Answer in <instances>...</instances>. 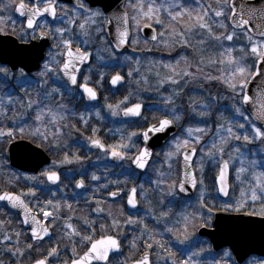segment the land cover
<instances>
[{
    "label": "flooded vegetation",
    "instance_id": "1",
    "mask_svg": "<svg viewBox=\"0 0 264 264\" xmlns=\"http://www.w3.org/2000/svg\"><path fill=\"white\" fill-rule=\"evenodd\" d=\"M19 2L20 0H14L12 7H6L5 11L0 13V17H2V20H0V28L3 29L0 31V34L12 36L16 38L19 43L30 44L35 40L32 38L33 31H35L36 36H39L40 32L44 31L47 34L45 37L48 38L49 44L46 46L44 59L37 70L27 71L21 67L11 70L9 66L0 63V68L7 70L6 72H0V96H9L12 99V103L9 104V106L6 107L5 105L3 107L7 115H0V130L13 132V137L11 139L7 136L0 137V155H4V158L8 163L7 166L5 164L6 171L0 173V180L2 178V180H5L6 178L11 177L8 183L10 185L9 189L13 191H3L0 192V195L7 192L20 196L27 204L28 209H30V211L33 212L42 222L45 220L41 212L42 209L47 206V202L50 198H52V201H57V198H60L61 200L65 198L66 201L75 203L79 208H82L85 211L81 216L59 217L62 220L72 218V223L77 231H79L81 235H91L92 242L103 239L107 235H117L116 229L108 227L112 223L110 219L111 208L114 205V209L116 210V216L114 219L122 225L119 232L127 231V227L124 228L127 218L134 214H139L142 210L137 185L139 184L140 178L143 177V174L134 169L131 159V157H134L137 154L138 150L144 147L142 133L161 119L169 118L174 120L173 124L177 133L169 138L162 147L154 150L151 161L152 163L153 161L158 160L165 164L166 160H164L162 155H167L169 153L166 152V150L170 143L182 133V126H187V128L206 127L208 120L199 119L195 116L196 112L200 109H195V112H192L191 110V108H193V102L195 101V103H197V99H194L193 95L198 92L199 88L188 89L186 93L184 89L179 88V97H177L173 103L169 104L165 101L164 88L158 85V80L167 72L157 71L161 74L159 77L156 75L157 72L153 73V79H156V87L151 90H144L143 88V72H141L139 75L140 77H138L141 79H138L139 81L131 86L128 78V66L124 63V60L129 58L128 55H120L115 52L112 44L106 36V15L101 8H92L86 0H56L57 17L55 19L49 15L39 17L36 20L38 27L35 29L27 28L26 16L20 15V13L15 10V6L18 5ZM24 2L30 5L32 4V0H24ZM80 3L84 5L83 8H80ZM7 4L8 0H0V7H4ZM87 10L93 12L98 10L104 15L98 19L96 18L94 24H89L88 34L84 35L78 27V24L87 19ZM127 10L129 9L127 8ZM65 11L78 12L77 15L73 14L71 16L70 20L78 17L77 23L76 25H71V32H66L65 38L72 40L73 49L79 47L82 51L86 50L91 53L89 62L80 67L77 76V85L75 86L71 85L62 73H49L45 77H41L40 75L44 70V64L50 63L53 57L60 61L65 59L64 56L56 55L58 52H63L65 50L59 46V41H57L58 35L55 33V29L57 28H69L64 27L63 23V14ZM97 22H99V24H97ZM152 27L156 29L157 36L159 37V27L155 25V23H152ZM100 28L103 30L99 31L98 29ZM139 39L140 41H137V37H135L131 43V48L136 53V59L142 58V51L134 49L133 45L139 48H144L146 46L144 42L145 40L143 41L141 38ZM166 44L176 47L175 41H169V43ZM117 74L124 77L123 84L118 87H113L111 79ZM19 76H23L25 79L23 87L15 83ZM85 78H87L89 87L94 88L97 92L96 100H88L83 89L79 87V85L84 82ZM53 89H59V92H54ZM141 90L145 91L143 92V98L137 94ZM193 90H195L194 93ZM45 93H51L46 100L44 99ZM131 96L132 103H129V97ZM29 99L34 101L33 107L30 109L26 106H22L25 101ZM37 100L40 101L39 105L35 103ZM137 103L142 105L141 115L127 118V116L124 115V110L129 107H134ZM61 104L64 105L63 109H59L58 107ZM108 105H112V108L110 109ZM42 107H50L54 111H60L64 116V119L59 120L57 125L48 123V117H45L44 123L48 129V140H41L34 135L35 128L41 123L35 118L36 112ZM113 111L117 114L113 115ZM97 112L99 113V116L96 115ZM177 115L180 116L178 121L174 119ZM81 116L87 120V124L81 120ZM21 127L25 129L23 134L19 132ZM41 130L43 131V128ZM129 130L137 133V137L134 141V149L130 151L125 149L129 158L124 159L121 163L112 162L110 154L105 153L100 148L92 146L91 141L93 139H99L107 148L122 143L127 145ZM53 132L57 133L55 142L49 144V141L54 140L52 135ZM205 134L206 133H198V136H201V139L204 140L206 139ZM16 141H26L35 146L43 154L47 155L51 159V162L43 165L39 172L35 174L22 172L11 167L6 155L9 146ZM194 146L197 149L195 157L196 161V158L200 153V148L196 145ZM117 150L119 151L121 149L117 148ZM65 156L71 161L70 163L63 162ZM77 156L80 158L79 160L75 159ZM101 158L104 159L103 163H96L97 159ZM181 158L182 156L179 155L175 161L176 163H174L175 179L178 178V180L181 170ZM4 169L5 167L2 170ZM194 169L199 181L195 162ZM48 171H56L59 174L60 180L57 185H51L48 182L47 176L44 175V173ZM132 171H135V173L139 175L137 180H135L134 177L130 179L128 178L129 175L131 176ZM94 173L99 176H107V174H109L110 177L107 179L103 178L100 182H93L91 175ZM68 174L72 175L70 179L65 178ZM80 180L84 181V187L81 189L76 187V184ZM211 181L215 185V177H212ZM129 183L132 184L129 185ZM105 185H108L107 192L103 189ZM133 187L137 189L138 200V210L135 213L129 212L127 206L129 197L128 192ZM56 188L57 190L63 189L66 194H62L63 196L60 194L52 196L49 190L52 191ZM75 189L78 191H89L90 197L92 196V202L87 203L86 201L84 202L71 198L69 193ZM198 189L195 196L182 198L185 204L189 205L195 201ZM97 191L102 193L95 194ZM113 191L121 193L120 196L114 200L110 195V192ZM224 201L225 200L217 198L215 202L221 209L214 210L211 214L207 212L206 208H203L205 211V215H203L204 218L207 219L209 215L211 216L207 226L203 227H212L215 213L224 210V208L221 207V204L224 203ZM204 204L208 205L206 201ZM208 206L212 208V206H215V203L214 205ZM191 207L192 205L188 206V211H190ZM98 208L101 209V211H97ZM227 211L235 212L233 210ZM250 211L254 212L252 210ZM0 212L3 214L9 213L12 218L18 219L23 227L21 218L9 209L7 203L0 202ZM85 221H89L91 227L89 224H86L88 227L86 228ZM202 221L204 222V219H202ZM101 225H105L106 227L101 228ZM47 226L52 230V233L57 236L59 242L58 245L59 248H61L59 251H66L68 253L71 246H73V240L71 241L68 239L66 232H62L61 234L56 233L55 229L50 226L49 222ZM113 230H115V234H113ZM13 232L14 230L12 233ZM0 234L2 236H8L6 234L3 235L1 232ZM27 234L30 238V233L28 231ZM62 240L67 243V247ZM120 242L123 247L122 252H124V243H122V240H120ZM51 245L53 244H50L49 246ZM75 245L76 250L79 252L81 249L83 250V248H78L76 241ZM88 247H90L89 243L86 248L84 247V250L86 251ZM1 251H4V249H1ZM7 251L8 250H5L1 254L5 255L4 253H7ZM120 258L122 259L121 264H123L125 258L122 254L120 255ZM116 260H118V256L110 258L109 264ZM47 261L48 264H52L51 261Z\"/></svg>",
    "mask_w": 264,
    "mask_h": 264
},
{
    "label": "snow or ice",
    "instance_id": "2",
    "mask_svg": "<svg viewBox=\"0 0 264 264\" xmlns=\"http://www.w3.org/2000/svg\"><path fill=\"white\" fill-rule=\"evenodd\" d=\"M13 4L14 0H8L7 5H5L4 7H0V13L4 12L6 7H12ZM215 5L216 6L213 7V5L209 3L206 6L200 7L199 11H194L193 9L186 7L183 0L175 3H168L167 0H164V2L162 3H157V0H135V2L131 4V7L134 9V15L132 16V19L135 21L136 26L139 29L142 22L143 26L145 27H151L152 22L156 24H163L164 21L161 19V16L166 14L167 18H169L170 24L179 21H186L181 30L178 31L174 27L170 29V36L177 37L175 42L180 44L181 47H192L193 45L191 43L190 36L195 33H199L201 35V39L196 42L198 45H204L207 43V40L204 39V37L206 36L208 40L217 42L219 46L224 49V51L220 54L221 58L201 57L197 59L195 62V71L190 70L194 65L188 60V57H182V60L185 61V67L183 68H179L180 61H177L176 66H173L171 64H164L163 67L169 69V72L164 74L163 77L158 80V85L162 87L164 84L170 83L172 85H177L180 88H183L184 85L181 84V81L184 80L185 77H190L193 79L197 78L198 74L203 71L201 66L205 65V59H207L208 64H227L229 66H232L230 68V75L224 69H220L222 75L212 76L210 74H205L203 78L209 81H221L232 92L236 93V95L240 97V106H234L235 114L244 117V119L250 125V131L252 132V135H248L247 132L242 134L239 131H234L231 124H229V126L227 127L224 124H221L219 125V128L222 131L217 132V136H219V144H217L214 140L211 143L209 150L206 152V155L209 160L222 165L219 173V178L221 181L219 191L222 192L225 196L228 195V191L223 183L225 180V175L229 170L230 163H234L235 160H239L241 166L237 169L236 178L240 180L241 174L247 173L251 176V183L248 185L247 192H241V200L237 203L236 207L233 210L240 211V209L245 207L249 200L253 204L257 201H260L262 206L259 211L248 212L247 214L249 216L260 215L264 217V170H261L259 172L256 171L257 167L264 162L258 161L256 159H247L244 156V153L241 152V147H243V145H233V150L239 154L237 157L233 158L231 156V153H228L229 159H224L225 145H227L230 140H243L247 144H252L256 141H259L261 144H264V68L259 66L264 65V4H261L259 7H257L252 4H245L244 0H239V3H237V0H215ZM79 6L80 8L84 7L82 3H80ZM15 10L18 11L20 15L26 16L27 28L29 29H35L36 27H38V25L36 24V20L41 16L49 15L54 19L57 17L56 0H32L31 5L25 3L24 0H20L18 5L15 6ZM87 11V19L78 24V27L81 29L84 35L88 34V25L94 24L97 17H103L104 15L98 10L95 12L91 10ZM65 15H67V13H65ZM77 19L78 17L68 20V24L76 25ZM117 19L121 21L123 25H125L122 30L118 28L119 40L116 46L120 47V45L128 42L127 37L129 35V30L126 25L128 24L129 16L127 13H124L120 17H117ZM0 20H2V17H0ZM105 22L111 23V20H106ZM214 29H220L222 31L217 33V31H215ZM2 30L3 29L0 28V31ZM98 30L102 31L103 29L100 28ZM66 32L70 33L71 28L55 29V33L58 34L59 46L65 50L63 52H58L56 55L64 56L65 59L60 61L56 60L55 57H53L50 63L44 64V70L40 73V75L41 77H45L49 73H62L63 76L67 78V81H69L71 85L75 86L77 85V76L79 74L80 66L89 60L91 53L86 50L82 51L79 47L73 49L72 40L65 38ZM46 35L47 34L44 31H41L39 36H36L35 31H33L32 38L42 39ZM238 37H243V39L247 41V44L241 46L239 51L241 53H244L245 49L247 48L248 54L253 55L256 58L253 63L252 70H249V68L242 63V61L244 60V56H241L239 59H237L233 55V52L236 51L234 47H224L225 41L232 42ZM156 39L157 36L153 35L152 40ZM6 71V69L0 68V72ZM137 71H139V69H137ZM128 75L131 76L132 73L129 72ZM156 75L159 77L161 74L157 72ZM256 76L261 77V80L258 82L260 92L258 97L256 98V102L259 103V107L256 109L254 119H250L249 116H245V113L241 111V109L244 104H247L253 100V97L249 96L245 90L248 87L250 79H254ZM123 79V76L117 74L112 77L111 83L113 85H116ZM144 79L145 83H147L146 78ZM79 87H81L83 91L87 93V96L90 100L97 99V92L94 88L89 87L87 78H85L84 82L81 83ZM53 91L59 92V89H53ZM174 94L176 96H179L180 92L178 90H174ZM49 95H51V93H45L44 99L46 100ZM8 103H12L11 98H9ZM33 103L34 101L29 99L25 101L22 106H26L30 109L33 107ZM35 103L39 105L40 101L37 100L35 101ZM167 103H173L172 97H169L167 99ZM58 107L59 109H63L64 105L61 104ZM108 107L111 109L112 105H108ZM141 109L142 105L137 103L134 105V107L126 108L124 110V115L140 116ZM193 111H195V108L193 109ZM0 114L7 115L2 106H0ZM112 114L116 115L117 113L113 111ZM208 114L209 113L207 110L199 113L201 117H205ZM96 115L99 116V113L97 112ZM46 116L48 117V123L52 125H57L59 120L64 119V116L60 111H54L50 107L40 108L39 111L36 112L35 118L41 123L35 128L34 135H36L37 138H40L41 140H48V129L44 123ZM174 119L178 121L180 119V116L177 115L174 117ZM81 120H83L84 123L87 124V120H85L83 116H81ZM256 120L261 121L262 126H256ZM173 122L174 120L169 118L159 120L156 124H153L142 133L144 140L147 141L150 139L149 133H162L166 131L173 125ZM238 127L240 129H244L245 124L241 123ZM42 128L43 131L41 130ZM186 131L191 137L194 132L205 133L206 130L199 127L195 129L189 127L186 129ZM19 132L23 134L25 132V129L21 127L19 129ZM224 133H226V135ZM52 135L54 137V140L49 141V144L55 142L57 133L53 132ZM135 135H137V133L133 132L132 136ZM3 136H7L9 139H11L13 137V132H5L3 130H0V137ZM201 138V136H196L195 142H200ZM195 142H191L189 139H184L182 142L177 141L175 144L176 152H169L167 154L169 157H172L173 155H181L185 163L184 180L178 185V189L180 192L186 191L185 183L190 182L192 188H196L198 182L203 185V179L201 178L198 181L196 173L193 172L191 168V161L197 154V149L194 146ZM91 143L93 144V146L102 149L105 153L110 154L115 159L124 160L129 158L127 151H125L128 146L123 143L120 145H114L111 148H107L99 139H93ZM190 144L192 145L191 147ZM117 148L121 150L118 151ZM181 148H186L189 150L181 152ZM151 155L152 154L149 148L143 147L142 149L138 150L137 154L134 157H131V159L138 168L143 169L146 167ZM249 155H251V153H249ZM75 159L79 160L80 158L77 156L75 157ZM201 160H203V156L201 157ZM246 161L247 166L245 167ZM63 162L70 163L71 161L67 156H65V160ZM200 170L202 176V163L200 164ZM44 175L47 176L48 180L52 181L53 183H57L60 180V176L56 171H48L44 173ZM92 179L99 180L100 177L93 175ZM76 187L83 188L84 181L80 180L76 184ZM176 188L177 185H170L169 194L175 195ZM136 192L137 189L135 187L130 189L131 197L128 199V203L132 205V207H136L137 205V201L135 199ZM110 195L112 197H117L119 195V192L113 191L110 192ZM0 201H8L14 208L23 207L26 211L25 218L22 223H29L28 212L30 211V209H28L27 204L21 199L20 196L5 192L3 195H0ZM47 203L53 206V209L57 214L53 215V212L42 209L43 216L45 218L52 217L51 224L54 225L56 220L59 218L58 212L60 209V205L59 203L53 205L52 201H48ZM201 207L206 208L209 214L212 213V208L204 204L203 199H201ZM230 207L231 205L226 204L224 210L227 211ZM68 208L71 209L70 204L68 205ZM97 211H101V209L98 208ZM167 216V212H160L161 218H166ZM193 218L195 217L193 216ZM200 218L204 219V224L202 226H207L208 221L211 219V216L209 215L207 219H205L203 214L201 213ZM184 219L185 223L182 231L184 233V238L187 239L188 229L192 225L189 222L187 216ZM127 222L135 223V221H133L131 218H129ZM31 223L35 225V227L32 228L31 232V236L34 241H43L44 237L50 235L49 227L47 226V220L41 222L37 220L35 216H33ZM85 223L89 224V226L91 227L89 221H85ZM64 227L67 230H70L67 232L70 240L72 239V237H80L81 242L86 241L90 244V247L87 248L83 255H79L76 251L75 242H73L72 253L73 257L75 258L71 260V264H93V261L98 262V264H109L110 254L113 251H120L121 242L118 238V235L119 229L122 227V225L116 219H113L111 225L108 227L116 229L117 235H107L104 239L97 240L95 242H92L91 235H81V233L77 231V229L71 223H66ZM100 227L104 228L106 226L101 225ZM144 228L148 233L147 240L152 242H146L145 254L139 260L135 261V264H152L147 249H152L153 243H155V246L161 250L157 253L158 256H161V253L167 254L166 256L162 257L165 260V264H169V262L170 264H195V261L192 260V256H189L187 259L178 262L173 258L175 256V253L172 252L165 243H162L159 240H154L151 229H148L147 225H144ZM167 231L173 233L174 235L176 234L174 229L171 227L167 228ZM16 235L19 236L20 233L17 232ZM5 239L10 240L11 236H7L5 237ZM177 239H179L178 236ZM17 243H19V241H17ZM181 243H183V241H181ZM32 247L33 245L31 243L27 244L28 249H31ZM133 247H135V244H133ZM9 251H11V249H9ZM14 254L22 256L23 252L17 249L16 253ZM48 255L57 256L59 255V253L56 248H52L49 251ZM192 255H199V253H193ZM35 264H48V261L47 259H38L36 260ZM65 264H68V262H65Z\"/></svg>",
    "mask_w": 264,
    "mask_h": 264
},
{
    "label": "rangeland",
    "instance_id": "3",
    "mask_svg": "<svg viewBox=\"0 0 264 264\" xmlns=\"http://www.w3.org/2000/svg\"><path fill=\"white\" fill-rule=\"evenodd\" d=\"M206 1L207 0H183L184 4L186 7L193 9L194 11H199L200 7L206 6ZM212 1V0H211ZM135 0H129L130 7L131 4L134 3ZM164 0H157V3H162ZM168 3H175V2H180V0H167ZM215 2V0H214ZM128 3V4H129ZM213 7H215V3L210 2ZM129 8V6H128ZM130 10V9H129ZM131 12L134 15V9L131 7ZM67 13V15H65ZM77 15L78 12H69L65 11L63 14V23L64 27H71V25L68 24V20H70L72 15ZM99 17H97L98 19ZM161 19L164 21L163 24H156L159 27L160 30V35H159V42H158V47H163L162 45H165L166 43H169V41H176L177 37L170 36V29L171 24L169 23V18H167L166 14L161 16ZM186 21H179L173 23L176 25V29L179 31L183 27L184 23ZM134 23V28L135 31L137 32L138 35H140V29L143 26V22L141 24V27L138 29L136 26L135 21ZM154 23V22H153ZM99 24V22H97ZM167 25V26H166ZM219 33L220 29H214ZM163 34V35H161ZM58 35V34H57ZM139 37H137V41H140ZM201 39V35L199 33H195L190 36V40L192 43V47H181L180 44L176 43V47L178 52L176 53V58L171 65L176 66L177 61H180L179 68L185 67V61L182 60V57H188V60L193 63V67L190 69L191 71H195V62L197 59L201 57H211V58H221L220 54L224 51L223 48L219 46V44L215 41L208 40V38L205 36L204 39L207 40V43L204 45H198L196 42ZM57 41L58 38H57ZM247 44V41L243 39V37H238L234 39L232 42H224V47H234L236 51L233 52V55L239 59L241 56H244V60L242 63L249 68V70L253 69V63L256 60L255 56L248 54V49H245L244 53H241L239 51L240 47ZM165 47V46H164ZM125 65L128 66V73L131 72L132 75L129 76V83L131 86H133L137 81H139L138 78L140 77L139 75L142 72V63L143 60L142 58L139 59H133V58H128L124 60ZM203 71L198 74L197 78L193 79L190 77H185L184 80L181 81V84L184 85L183 88L185 90V93L187 92L188 89H198V92H196L193 95L194 99H197V103L195 101L193 102V105L191 108L192 112L193 109H200L198 112H196L195 116L196 118L199 119H204L208 120L206 123L207 127L204 129L206 139H201L200 142H195V137L198 136V133L194 132L192 136L190 137L186 131L187 126H182V133L175 138L174 141H172L166 150V152H176L175 144L177 141H183L184 139H189L191 142H195L194 145H196L198 148H200V153L196 158L195 161V166L196 170L199 176V180L202 178L203 179V185L200 184L197 197L195 198V201L193 203H190L189 205L185 204L182 199H180L175 191V195H170L169 194V186L174 184L173 182L175 181V173H174V168L176 163V159L179 157V155H173L172 157H169L168 155H162L164 160H166V163L164 164L163 162H158L156 160L154 164H152V168L149 172L143 175L142 178H140L139 184L137 185L138 191H139V198L142 204V210L139 214H134L130 218L135 221V223H125L124 228L127 227V231H121L119 232L118 237L122 242L128 246V247H133L131 243V233H137L138 239L140 238H146L148 236L147 231L144 228V225L149 221L152 226L157 227L160 231V238L165 240V244L171 249L172 252L175 253V256L173 257L176 259L178 262L181 260L187 259L189 256H192V260L195 261V264H235L234 262V257L231 251L228 249L222 250L218 254H214L211 250V246L209 243H206L203 239L198 238V235H188L187 239H177L178 235H174L171 232L167 231V228L171 227L174 229V231L180 232L183 229L184 223H185V217L187 216L189 219V222L192 218V215L194 214V209H190V211L187 210V207L190 205H201V199H203V203L206 201L208 205H214L216 204L215 200L217 199V191H211V183H212V177L216 175L219 165L218 163H215L212 160H209L206 152L209 150L211 143L215 140L217 144H219V136H217L218 131H222L219 128V125L224 124L226 127L231 124L233 127L234 131H239L240 133H245L247 132L248 135H252V132L250 131V125L248 122L244 119V117L235 114V107L234 106H240V97L236 95V93L232 92L224 83L218 80H205L203 77L205 74H210L212 76H220L222 75L220 69H224L229 75H230V68L232 66H229L227 64H208L207 59H205V65L201 66ZM158 68V67H157ZM178 68V70H179ZM139 69V71H137ZM163 71H169V69L166 68H160ZM158 71L159 68L157 69ZM2 76V75H1ZM8 76V75H7ZM9 78V76H8ZM24 77L19 76L15 83L21 87L24 86ZM164 88V97L166 98L165 101L167 103V99L169 97H172L173 101L177 99V97L174 94V90H178L180 87L177 85H172L170 83H166L162 86ZM145 90V89H144ZM139 91L137 94L143 98L145 91ZM195 90H193V93ZM143 95L141 96V94ZM192 93V92H191ZM9 96H0V106L4 107L6 105L9 106L8 100ZM12 100V99H11ZM129 103H132V96L129 97ZM201 104V105H200ZM208 111V115L205 117H201L199 115L200 112L202 111ZM245 113V116H248L247 113L244 111L243 107L241 109ZM191 113V112H190ZM3 115V114H0ZM245 124L244 129H240L238 126L239 124ZM257 126V125H256ZM130 129V128H129ZM195 129V128H193ZM5 131V130H3ZM133 131L129 130L128 133V142H127V150L130 151L134 149V141L137 137V135L132 136ZM226 135V133H224ZM233 145L235 146H241V152L244 153V156L247 159H256L258 161L264 162V144H261L259 141H256L255 143L252 144H247L243 140L240 141H235V140H230L227 145H225V156L224 159H229L228 153H231V156L233 158L237 157L239 154L236 153L233 150ZM190 146H192L190 144ZM185 148H181L180 151H182ZM251 153V155H249ZM203 156V160H201V157ZM104 159H97L96 163H103ZM203 164V175L201 176V170H200V164ZM7 166V161L4 158V155H0V173L6 171V166ZM240 162L239 160H235L234 163H230L231 167V181H232V192L230 197L224 201V203L221 204V207L224 208L226 204L231 205L229 210H233L237 203L241 200V192H247L248 190V185L251 183V176L247 173L241 174V179L238 180L237 177V169L240 167ZM247 166V161L245 162V167ZM5 167L4 170H2ZM264 170V163H261L256 171H261ZM10 172V171H9ZM7 173V172H6ZM96 175L100 177L99 180H93L92 176ZM72 177L71 174L66 175L65 178L70 179ZM109 174L107 176H99L96 173L91 175V179L93 182H100L104 179L109 178ZM139 178V175L134 174V179L137 180ZM105 192L108 190V185H105L103 188ZM49 192L52 194V196H56L58 194L64 195L66 192L63 189H54V190H49ZM102 193V192H95V194ZM62 195V196H63ZM71 198L74 200H79V201H86L87 203L92 202V196L90 197V192L89 191H78V190H73L69 193ZM48 201H52V198H50ZM53 205L57 204L54 201ZM261 202L257 201L254 204L249 200L248 203L245 205L244 208L240 209V211H235L237 213L242 212L243 210H252L254 212H258L259 209L261 208ZM44 210H48L53 212V215H56V211L53 209L52 205H49L47 203V206L44 208ZM164 211L168 213V216L166 218H161L160 217V212ZM43 214V211L41 212ZM59 215V214H58ZM260 216V215H256ZM44 220H47L50 223V226L55 229L56 233H62V232H68L70 230H67L64 225L66 223H71L73 226L74 224L72 223V218L69 219H61L60 217L56 220L55 224H51V219L52 217L45 218L43 216ZM129 220V219H128ZM75 227V226H74ZM84 227V226H83ZM85 227L86 226L85 223ZM76 228V227H75ZM115 231V230H113ZM117 233V231H116ZM115 234V232H113ZM172 236V238L170 237ZM5 237L7 236H2L0 234V251L1 249L7 250L8 248L5 247L4 245L10 242V240H6ZM68 237V235H67ZM168 237V240L166 239ZM179 237V236H178ZM74 238V239H73ZM170 238V239H169ZM69 239V237H68ZM73 242L76 241V244H78V248H86L88 242H81L80 237H72L71 241ZM183 241V243H181ZM13 242V241H11ZM150 242V241H149ZM58 239L57 236H54L53 239L47 243V246L45 247H39V249L44 253H46L45 259L51 261L52 264H65L66 259L70 260L71 262L73 257L72 253V247L70 248V251L67 253L66 251H59V245H58ZM50 244H53L49 246ZM76 246V245H75ZM52 248H56L59 255L57 256H49L48 253ZM82 250V249H81ZM153 253L155 257H153V263L154 264H165V260L162 258L163 256H166V253H161V256H158L157 253L160 252L161 250L158 249L155 246V243H153ZM0 252V264H4L2 262V252ZM77 253L79 254L80 252L76 250ZM62 252V253H61ZM193 253H199V255L193 256ZM15 255V254H14ZM68 262V264H70ZM122 259L118 258V260L112 262L111 264H121ZM170 264V262H169ZM244 264H264V259H260L258 257H251L249 258Z\"/></svg>",
    "mask_w": 264,
    "mask_h": 264
},
{
    "label": "water",
    "instance_id": "4",
    "mask_svg": "<svg viewBox=\"0 0 264 264\" xmlns=\"http://www.w3.org/2000/svg\"><path fill=\"white\" fill-rule=\"evenodd\" d=\"M86 1L91 5L92 8L97 6L101 7L105 12V14L107 15L108 20H111V23L106 24L105 31L107 38L114 47L115 51L120 55L124 53H130L131 49L129 43L131 38V31H130L129 21L128 24L126 25V27L129 30V35L127 37L128 42L120 45V47L116 46L119 40L118 28L122 30L123 27H125V25H123L122 22L117 19V17H120L122 14L127 13L124 9L126 0H86ZM237 3H239V0H237ZM244 3L252 4L259 7L261 4H264V0H244ZM142 34L148 40L152 42L156 41V40H152V36L156 35V30L154 28L144 27L142 29ZM48 44H49L48 38L46 37L42 39H35L30 44H20L18 40L12 36L0 35V63L9 66L11 70L18 69L19 67H22L27 71L37 70L39 68L40 63L44 59L45 49ZM88 62L89 60L84 64H87ZM259 66L264 68V65H259ZM260 80H261L260 76H256L254 79H250L248 83V87L245 90L249 96L253 97L252 101L243 105L244 109L248 112V114L252 119H254V114L256 112V109L259 107V103L256 102V98L258 97L260 92V88L258 86V82ZM121 84H123V80L116 85L112 84V86L118 87ZM85 95L88 98L87 93H85ZM88 100L90 99L88 98ZM132 117L135 116H127V118H132ZM255 122L259 126H262L261 121L256 120ZM175 133H176V128L173 124L171 127H169L166 131L162 133H149L150 139L147 141H145L143 138L144 147H148L152 155L149 158L146 167L143 169L138 168L133 163L135 169L140 172H146L148 165L152 160L154 150L156 148L162 147L167 142V140L171 138ZM6 156L10 161L11 166L28 173H38L43 165L49 164L51 162V159L47 155L43 154L39 149H37L35 146L31 145L26 141H16L12 143L7 150ZM194 159L195 157H193L191 161V168L193 172H195L193 168ZM111 160L112 162H117V163L123 162V160L115 159L112 156H111ZM221 167L222 165H220L219 167L215 180H216L219 196L225 199L229 196L231 190L230 166L228 172L225 175V180L223 182L224 186L228 191L227 196L223 195V193L219 191L221 186V181L219 178ZM184 170H185V163L183 161V158H181V171H180V178L178 185L184 180ZM48 182L51 183L52 185H56L59 183V182L53 183L50 180H48ZM178 185H177V190L179 191ZM197 186L196 188H192L190 182L185 183L186 191L185 192L179 191V192L182 195L189 197L194 195ZM120 194L121 193L119 192V195L117 197L111 196V198L114 200L118 198ZM12 195H16V194H12ZM130 197H131V193L128 199ZM135 199L137 201L136 207H132V205H130L127 201V206L129 210L136 211L138 209L137 192ZM2 202H7L9 208L13 210L14 213L19 215L22 221L24 220L26 210L23 207L14 208L12 207L11 203H9L8 201H2ZM33 216H35L37 220L41 221L39 218H37V216L33 212L29 211L28 212L29 223L28 224L23 223L24 228L30 230V236H31L32 228L35 227V225L31 223ZM49 232L50 235L44 237L43 241L49 240L51 238L52 233L50 229ZM199 236L205 237L210 240L214 252H219L221 249L225 247H229L234 253L236 264H243L251 255H258L264 257V218L249 216L246 214H232L225 211H219L215 214L213 228L211 229L205 227L201 228L199 231ZM120 252H121V248L119 252L113 251L109 256V259L114 254ZM144 254H142L137 260H139ZM148 254L151 261V254L150 253ZM93 264H98V262L93 261ZM131 264H135V262Z\"/></svg>",
    "mask_w": 264,
    "mask_h": 264
},
{
    "label": "trees",
    "instance_id": "5",
    "mask_svg": "<svg viewBox=\"0 0 264 264\" xmlns=\"http://www.w3.org/2000/svg\"><path fill=\"white\" fill-rule=\"evenodd\" d=\"M211 0H207L206 3H210ZM205 4V5H208ZM144 41V39H142ZM145 42V47L139 48L135 45H133V48L139 51H142V56L145 59V62L142 64L143 68L142 71L144 73V78H146L147 83H145V79L143 82V88L147 90H151L152 88L156 87V79H153V73L157 72L158 68L159 70H162L160 68H163L164 64H171L174 62V59L176 56L173 55L175 53V47H170V45H166L165 47L163 46L158 47V44H151L147 41ZM172 55V56H171ZM135 58V56H133ZM158 67V68H157ZM163 71V70H162ZM169 72V71H165ZM142 86V85H141ZM11 178V177H10ZM6 178L5 180H0V192L3 191H13L10 190L9 187V179ZM131 184V183H129ZM214 184L211 186V191L215 190L214 189ZM17 191V190H16ZM60 199V198H58ZM56 203L59 202L61 205V209H59V216H81L85 211L82 208H79L78 206H75V204L69 203L66 200H60V201H55ZM71 205L72 209L68 208V205ZM111 222L116 216V210L111 208ZM221 209L217 204L215 206H212V211ZM244 212L248 213L251 212L250 209L245 210ZM202 214H205V211L202 207H199V209L194 210V214L192 215V218L190 220V223L192 226L189 227L188 229V235H196L197 230L200 226L204 224L202 219L200 218ZM193 216L195 218H193ZM109 219V220H110ZM128 219V218H127ZM0 232L3 235H8L11 236V241L4 246L7 247L8 251L7 253H4L5 255H2V262L4 264H31L33 263L36 259L39 258H45L46 253L44 251L42 252L39 247H42L44 244L42 243H32L30 240L27 232L23 229L22 225L20 224L18 219H14L10 216L9 213H2L0 212ZM148 229H151L152 235L154 237V240H159L162 243H165V240L160 238V231L158 227L152 226L150 223H147ZM14 232L12 233V231ZM19 232L20 235L17 236L16 233ZM114 232V231H113ZM131 243L132 245L135 244V247H128L125 244L124 246V252H123V257L125 258V261L123 264H129L130 262L134 261L137 259V257L144 251H146V242H149L146 238H140L138 239L137 233H131ZM176 235L179 236L180 239H185L184 238V233L181 230L180 232L176 231ZM172 238V236L170 235ZM168 240V237L166 238ZM170 239V238H169ZM19 241V243H17ZM64 245L67 247V243L62 240ZM152 242V241H150ZM31 243L33 247L31 249L27 248V244ZM11 249V251H9ZM17 249H19L21 252H23V255H14L16 253ZM61 248H59L60 250ZM150 251L153 256L155 257L153 250L152 249H147ZM85 250H81L79 255L83 254ZM70 260L66 259V262H69Z\"/></svg>",
    "mask_w": 264,
    "mask_h": 264
}]
</instances>
